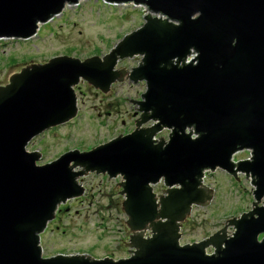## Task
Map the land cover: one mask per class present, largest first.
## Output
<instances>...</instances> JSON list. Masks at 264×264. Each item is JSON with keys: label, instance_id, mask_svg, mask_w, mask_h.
Here are the masks:
<instances>
[{"label": "water", "instance_id": "obj_1", "mask_svg": "<svg viewBox=\"0 0 264 264\" xmlns=\"http://www.w3.org/2000/svg\"><path fill=\"white\" fill-rule=\"evenodd\" d=\"M79 1L0 0V39H28L66 3ZM104 1L144 5L157 16L148 13L104 64L99 57L60 55L22 69L0 86V264H264V0ZM192 50L196 56L186 64ZM138 54L144 63L133 75L146 80L140 104L150 114L139 128L38 164L41 153L28 151L27 144L76 115L73 85L85 78L107 91L117 58ZM87 80L88 88H96ZM103 93L109 96L111 89ZM151 119L153 126L141 127ZM164 127L171 129L170 140L156 141ZM246 149L251 159L233 160ZM217 167L236 181V172L244 179L247 173L256 187L252 196L262 205L224 221L201 242L181 245L178 222L201 198L197 186L204 171ZM84 172L125 178L124 206L138 233L123 246L133 247V255L43 256L40 233L60 202L82 195L76 179ZM163 176L171 187L157 201L150 183ZM210 194L198 204L206 206ZM228 223L236 227L231 237L224 229ZM147 227L152 235L145 237Z\"/></svg>", "mask_w": 264, "mask_h": 264}, {"label": "rangeland", "instance_id": "obj_2", "mask_svg": "<svg viewBox=\"0 0 264 264\" xmlns=\"http://www.w3.org/2000/svg\"><path fill=\"white\" fill-rule=\"evenodd\" d=\"M145 13L144 6L108 4L103 0L68 3L61 13L42 23L32 38L0 39V86L6 85L22 69L45 63L56 55L86 59L106 54L123 35L144 24ZM173 22L178 25L176 20ZM141 60V55L120 59L117 67L131 69ZM75 87L78 116L45 130L27 144L29 151L41 153L40 164L50 162L70 149L88 150L120 133L131 131L138 117L135 115L138 105L132 103L145 92L147 83L145 79L134 82L125 78L123 82L112 85L109 96L96 88H88L86 81ZM150 121L153 123L155 120ZM167 128L156 134L158 140H167L170 133ZM191 132L198 134L195 130ZM247 158H251L249 149L234 155L235 160ZM81 169L76 168L77 171ZM244 174L246 179L242 172H236V181L230 173L219 168L204 172L203 183L211 188L213 197L206 206L197 203L191 209L189 217L182 223V243L206 239L219 231L225 225L224 221L239 217L252 208L254 188L249 183V175ZM120 181V176L112 178L97 172H85L76 179L84 191L82 195L62 203L59 219L41 234L43 255L62 252L88 253L96 258L129 257L132 248L123 245L136 232L131 228L130 216L122 207L124 194L121 193ZM163 182H156V195L167 194L165 189L169 185ZM234 229L230 225L227 232ZM208 252L213 250L209 247Z\"/></svg>", "mask_w": 264, "mask_h": 264}, {"label": "flooded vegetation", "instance_id": "obj_3", "mask_svg": "<svg viewBox=\"0 0 264 264\" xmlns=\"http://www.w3.org/2000/svg\"><path fill=\"white\" fill-rule=\"evenodd\" d=\"M106 60H107V58L104 56L102 58V63L104 64L106 62ZM132 68L131 69H127V68H124V67L118 68L116 66V68H115L116 69L115 70L116 71V76H115L113 82L111 83L110 88L107 91L102 90L99 86H97V85H95V84H93L91 82H89V83H91L94 87H96L100 91H103V92L107 93V92L110 91V89L112 88V85L114 83H116V82H122L121 80H123V78L129 79L130 81H134V82L137 81L135 79L134 75H133V72H134L135 69H132ZM82 81H85V79H83ZM141 97H142V94H141ZM141 97L139 99L133 100V102L138 105V110L135 112V115L138 116V117L135 119V126H134V128L131 131L127 132V133H130V132L136 130L137 123L150 115V114H145V113L142 112V110H141L142 105L140 104ZM127 133H125V134H127ZM197 193L199 194L198 196H200L201 198L199 200L194 201L191 204V206L189 207V209L187 211V215H186V217L184 218L183 221H185L189 217L188 216L189 215V212L194 207V205H196L201 200H204L205 198H207V197L210 196V193H209L207 187L203 183L198 184V186H197ZM62 203H64V202H62ZM62 209H63L62 206H59L58 207V210L56 211L55 216L51 220H49V222L47 224V227H46V230L52 225L53 222H55V220L59 219V214L62 211ZM183 221L179 224L178 228H176V230H175V233L176 234L178 233L180 235V238H179L180 243L183 245V244H191V243L197 242V241H193V242H190V243H182L181 239H182V234L183 233L181 232V228H182ZM55 226L58 227V225H55ZM124 231H125V234H126L127 233V228L126 227H125V230ZM58 253H62V252H58Z\"/></svg>", "mask_w": 264, "mask_h": 264}, {"label": "bare ground", "instance_id": "obj_4", "mask_svg": "<svg viewBox=\"0 0 264 264\" xmlns=\"http://www.w3.org/2000/svg\"><path fill=\"white\" fill-rule=\"evenodd\" d=\"M2 39H5V38H2ZM193 130V129H192ZM77 168V167H76ZM79 171V170H78ZM81 175H83V173L81 174ZM80 175V176H81ZM123 177V176H122ZM161 179H166L164 176L163 177H161ZM123 181H125V178L123 177V179H122V182ZM151 183H154V182H151ZM151 183H150V185H151ZM122 186V185H121ZM178 187H179V185H178ZM124 195H125V199L123 200V202L125 203V201L127 200V194L126 193H124ZM75 198V197H74ZM62 202H60L59 204H58V207L60 206V204H61ZM58 207H57V209H56V211L58 210ZM56 213V212H55ZM51 220V219H50ZM164 221H166V220H164ZM183 220H179V222H178V225L182 222ZM136 233H138V230H136L135 231Z\"/></svg>", "mask_w": 264, "mask_h": 264}, {"label": "built area", "instance_id": "obj_5", "mask_svg": "<svg viewBox=\"0 0 264 264\" xmlns=\"http://www.w3.org/2000/svg\"><path fill=\"white\" fill-rule=\"evenodd\" d=\"M195 56V52L192 50L191 54L187 56V58L185 59V62L188 63L190 62L192 59H194Z\"/></svg>", "mask_w": 264, "mask_h": 264}]
</instances>
